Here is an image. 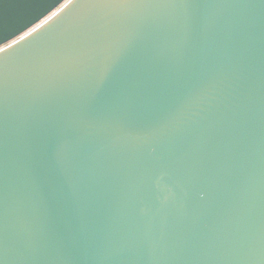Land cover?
<instances>
[{
	"label": "water",
	"instance_id": "95a60500",
	"mask_svg": "<svg viewBox=\"0 0 264 264\" xmlns=\"http://www.w3.org/2000/svg\"><path fill=\"white\" fill-rule=\"evenodd\" d=\"M0 264H264V0H0Z\"/></svg>",
	"mask_w": 264,
	"mask_h": 264
}]
</instances>
